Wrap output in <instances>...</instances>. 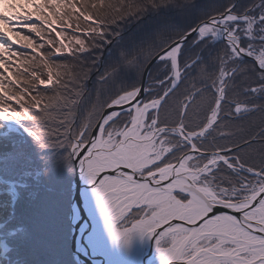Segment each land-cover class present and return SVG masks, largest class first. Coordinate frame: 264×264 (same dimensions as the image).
Segmentation results:
<instances>
[{
    "label": "snow or ice",
    "instance_id": "1",
    "mask_svg": "<svg viewBox=\"0 0 264 264\" xmlns=\"http://www.w3.org/2000/svg\"><path fill=\"white\" fill-rule=\"evenodd\" d=\"M195 7L0 2V264H264V0L122 26Z\"/></svg>",
    "mask_w": 264,
    "mask_h": 264
},
{
    "label": "trees",
    "instance_id": "2",
    "mask_svg": "<svg viewBox=\"0 0 264 264\" xmlns=\"http://www.w3.org/2000/svg\"><path fill=\"white\" fill-rule=\"evenodd\" d=\"M0 2H2V0H0ZM229 2L235 6V10L242 11L249 4L255 3L256 0H196V7L193 9H185L184 11H177L172 8L160 9L158 11L149 10L139 18L129 17L122 23V26L125 34L131 32L137 36H142L156 29L160 25L162 17L172 16L177 18L180 27H186L187 25L197 23L199 19L206 15H210L214 11L222 10ZM149 66L150 68L146 73V77L147 74L153 71L158 65L157 62L154 61ZM95 75H97V73H93V79Z\"/></svg>",
    "mask_w": 264,
    "mask_h": 264
},
{
    "label": "bare ground",
    "instance_id": "3",
    "mask_svg": "<svg viewBox=\"0 0 264 264\" xmlns=\"http://www.w3.org/2000/svg\"><path fill=\"white\" fill-rule=\"evenodd\" d=\"M145 257L146 259H154L155 255L153 250H151L150 248L145 247Z\"/></svg>",
    "mask_w": 264,
    "mask_h": 264
},
{
    "label": "water",
    "instance_id": "4",
    "mask_svg": "<svg viewBox=\"0 0 264 264\" xmlns=\"http://www.w3.org/2000/svg\"><path fill=\"white\" fill-rule=\"evenodd\" d=\"M155 61V59H153V61L152 62H150V64L151 63H153ZM149 64V65H150ZM149 65L146 67V69H145V75L141 78V80H140V83H141V85H143V84H145V80H146V73H147V71H148V69H149Z\"/></svg>",
    "mask_w": 264,
    "mask_h": 264
},
{
    "label": "rangeland",
    "instance_id": "5",
    "mask_svg": "<svg viewBox=\"0 0 264 264\" xmlns=\"http://www.w3.org/2000/svg\"><path fill=\"white\" fill-rule=\"evenodd\" d=\"M149 68H150V66H149ZM146 77V76H145ZM155 255V254H154ZM154 259H156V257L154 258Z\"/></svg>",
    "mask_w": 264,
    "mask_h": 264
}]
</instances>
